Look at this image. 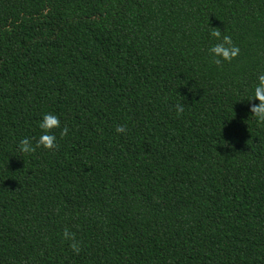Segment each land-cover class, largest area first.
I'll return each instance as SVG.
<instances>
[{"label":"trees","instance_id":"trees-1","mask_svg":"<svg viewBox=\"0 0 264 264\" xmlns=\"http://www.w3.org/2000/svg\"><path fill=\"white\" fill-rule=\"evenodd\" d=\"M260 74L264 0H0V264H264Z\"/></svg>","mask_w":264,"mask_h":264},{"label":"clouds","instance_id":"clouds-1","mask_svg":"<svg viewBox=\"0 0 264 264\" xmlns=\"http://www.w3.org/2000/svg\"><path fill=\"white\" fill-rule=\"evenodd\" d=\"M214 40L209 49L208 54L212 63L217 67L222 68L224 63H231L240 53L239 47L234 43L232 37L224 33L218 27H212V31L209 34ZM248 101L257 100L258 103L250 104V112L252 117L256 120L258 125H264V74H260L257 77V83L254 87L252 96L247 98ZM177 116H180L184 112L183 103H177L174 105ZM39 128L41 134L33 144L32 139L25 137L19 142V151L26 155H31L39 148H43L48 151H54L57 149V137L54 134V129H61L60 137L64 138L69 133V127L64 125L61 128V120L53 113H46L39 122ZM128 131L126 125H117L116 132L126 134ZM62 239L69 242V247L75 254H79L82 249L80 242L76 239V234L65 228L62 232Z\"/></svg>","mask_w":264,"mask_h":264}]
</instances>
